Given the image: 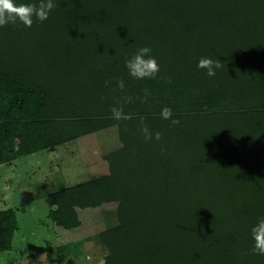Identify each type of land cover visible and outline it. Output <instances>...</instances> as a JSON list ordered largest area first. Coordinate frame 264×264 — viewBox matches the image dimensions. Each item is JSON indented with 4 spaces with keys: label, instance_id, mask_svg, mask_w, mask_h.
<instances>
[{
    "label": "trees",
    "instance_id": "trees-1",
    "mask_svg": "<svg viewBox=\"0 0 264 264\" xmlns=\"http://www.w3.org/2000/svg\"><path fill=\"white\" fill-rule=\"evenodd\" d=\"M53 2L42 22L0 27V164L116 127L108 172L48 193L51 220L77 227L76 209L110 191L120 199L117 224L98 235L103 264H264L250 235L264 217V0ZM144 46L159 65L155 79L125 67ZM201 57L225 67L208 76ZM144 88L147 102L136 99ZM123 96L134 100L123 104L135 114L127 121L110 111ZM165 106L179 124L161 118ZM140 116L160 140L144 139ZM130 151L163 171L147 175ZM3 225L0 212V252Z\"/></svg>",
    "mask_w": 264,
    "mask_h": 264
},
{
    "label": "rangeland",
    "instance_id": "rangeland-1",
    "mask_svg": "<svg viewBox=\"0 0 264 264\" xmlns=\"http://www.w3.org/2000/svg\"><path fill=\"white\" fill-rule=\"evenodd\" d=\"M99 132L108 133L78 138L55 150H42L9 164H0V212L4 217L3 235L8 246L6 251L0 252V264H103L107 251L98 235L117 224L115 210L120 195L110 191L92 194L100 204L77 208L80 224L72 229H65L51 220L45 202L50 192L108 172L103 154L115 150V141L112 132ZM246 134L244 130L236 134L240 143L247 142ZM136 139L132 145L137 150ZM126 153L131 157L129 160L135 157L133 162L143 163L147 175L152 169L163 171L157 160L147 158L149 162L146 163L137 152ZM140 155L144 156L143 152ZM158 157L163 158V154ZM134 172L135 167L126 170L132 179ZM141 173L144 174L137 171L135 175L140 177Z\"/></svg>",
    "mask_w": 264,
    "mask_h": 264
},
{
    "label": "clouds",
    "instance_id": "clouds-1",
    "mask_svg": "<svg viewBox=\"0 0 264 264\" xmlns=\"http://www.w3.org/2000/svg\"><path fill=\"white\" fill-rule=\"evenodd\" d=\"M56 7L53 0H37L35 3H19L15 0H0V27L7 24L15 25L17 22L22 23L25 27H31L33 18L39 21H44L48 18L49 13ZM152 49L148 46L140 47L130 59L125 61V67L131 77L137 80L155 79L160 71L156 59L151 55ZM199 69H205L208 76H214L216 69L224 68V64L219 59H212L210 57H201L197 62ZM109 81H105L107 85ZM117 89L124 91L125 84L121 78L117 80ZM151 95L147 88L143 89V96H137L136 99L141 102H147ZM134 102L133 97L123 96L118 101L117 106L110 109L112 117L117 120H131L135 116L134 113H125L123 104ZM160 116L162 119L171 120V124L177 125L180 123L178 119H174L173 112L169 107H163ZM145 118L139 117L141 124L140 131L146 141L153 138L161 139L159 131L153 133L150 128L144 123ZM251 239L253 241L252 252L259 255H264V217L259 218L250 229ZM43 257V256H42Z\"/></svg>",
    "mask_w": 264,
    "mask_h": 264
},
{
    "label": "crops",
    "instance_id": "crops-1",
    "mask_svg": "<svg viewBox=\"0 0 264 264\" xmlns=\"http://www.w3.org/2000/svg\"><path fill=\"white\" fill-rule=\"evenodd\" d=\"M111 129H113V130H117L116 129V127H111V128H108V129H104V130H107V131H110V132H112L113 133V137H114V141H115V143L113 144V146H114V149L116 150L119 146H120V144H119V141H118V138H117V131H112ZM100 131H102V130H100ZM106 134L108 133V132H105ZM104 132L103 133H100L99 131H98V133H91V134H88V135H84V136H81V137H78L79 139L80 138H84V137H87V136H89V135H93V134H95V135H101V136H103L104 134H105ZM111 133V134H112ZM78 138H76V139H78ZM75 139V140H76ZM75 140H73V141H75ZM73 141H70L69 142V144L70 143H72ZM65 144V143H64ZM60 146H63V145H60ZM105 149H108V145L105 147Z\"/></svg>",
    "mask_w": 264,
    "mask_h": 264
}]
</instances>
